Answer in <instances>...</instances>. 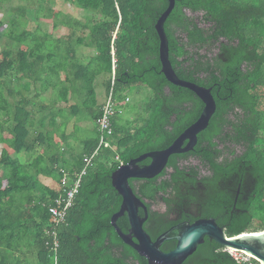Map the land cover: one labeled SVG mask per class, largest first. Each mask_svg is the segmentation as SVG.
<instances>
[{
	"label": "trees",
	"instance_id": "obj_1",
	"mask_svg": "<svg viewBox=\"0 0 264 264\" xmlns=\"http://www.w3.org/2000/svg\"><path fill=\"white\" fill-rule=\"evenodd\" d=\"M6 1L10 0L0 3ZM69 1L83 12V19L53 20V27L57 22L67 27L64 37L40 33L38 25L26 29L31 9L27 4L13 9L11 28L4 32L10 44L0 49V264H52L45 229L47 206L56 187L43 184L39 176L57 181L59 167L80 169L82 156L97 147L95 120L112 73L119 102L131 89L130 94L141 91L142 97L128 112L129 106H117L112 134L106 137L110 146L100 147L65 222L57 228V260L58 264H147L110 225V216L120 204L110 181V173L119 165L115 156L126 163L143 152L168 146L198 117L202 104L192 91L170 84L160 72L154 24L166 0ZM35 3L31 14L35 22L41 14L52 15L44 0ZM186 10L199 12V20L188 17ZM163 27L176 75L211 87L215 111L198 135L207 140L203 150L209 152L205 157L211 175L199 179L198 167L180 165L173 154L166 165L172 170L170 178L161 179L158 187L147 179L137 184L129 179L142 201L161 190L170 208L164 213L149 211L155 224L147 230L151 235L166 230L179 211L177 221L195 215L214 218L226 236L264 230V0H175ZM86 30L94 41L92 47L81 40L79 31ZM54 38L57 42H50ZM98 81L103 100L95 98ZM44 93L51 100H44ZM184 101L191 105L182 106ZM121 112L131 117L123 118ZM69 120L74 133L78 121L93 125L91 142L73 160L66 157L67 149L53 144L55 137L66 138ZM227 142L241 146L242 152L227 153ZM19 152L23 159L14 154ZM116 224L125 231L126 217H119ZM173 245L168 240L161 249ZM182 264L260 263L252 257L235 259L225 247L206 238Z\"/></svg>",
	"mask_w": 264,
	"mask_h": 264
},
{
	"label": "water",
	"instance_id": "obj_2",
	"mask_svg": "<svg viewBox=\"0 0 264 264\" xmlns=\"http://www.w3.org/2000/svg\"><path fill=\"white\" fill-rule=\"evenodd\" d=\"M167 6L155 21L154 29L159 39L158 54L160 72L172 85L192 91L203 104L198 117L180 132L174 140L162 149L143 152L130 158L126 163L119 164L110 173L111 186L120 196V204L110 216V225L119 239L127 246L145 258L147 264H182L204 238L220 244L225 248L240 251L264 264V230L243 232L236 236H226L223 228L212 217L198 218L192 223L181 222L169 227L154 240L144 229L147 219L146 204L133 192L128 180L131 178L150 179L159 174L166 166L168 158L173 154L185 153L193 149L197 134L204 130L215 111V100L211 87L198 85L194 82L179 78L168 59V40L164 32V21L174 6L175 0H166ZM149 159L146 164L139 163ZM143 214H139V209ZM126 216L128 228L126 232L117 226L119 217ZM175 240V246L163 251L160 245L164 241Z\"/></svg>",
	"mask_w": 264,
	"mask_h": 264
},
{
	"label": "rangeland",
	"instance_id": "obj_3",
	"mask_svg": "<svg viewBox=\"0 0 264 264\" xmlns=\"http://www.w3.org/2000/svg\"><path fill=\"white\" fill-rule=\"evenodd\" d=\"M36 0H10V1H6V2H2L0 3V23L2 24V27L0 29V31L2 32V36L0 37V49L3 47H8V44H10V37L4 33L7 32L8 28L10 27V21H9V17L13 12V9L16 8V6H19L21 4H27L29 6V8H31L29 10L28 13V22L26 25V29L28 30H33L36 25H38L40 33H50L52 36L54 37H64L65 34L67 33L68 29L65 25H63L60 22H57L55 24V27H53V20H60L61 18H63L64 16H71L74 17L76 19H83V12H81L76 6L73 5V3L69 0H44V6L49 7L50 11H51V16H47V15H40L37 19V21L35 22L32 18H31V14H32V8L34 9V7L36 6ZM47 10H45L46 12ZM185 14L190 17V18H194L196 21L199 20L200 18V13L199 12H190L189 10L185 11ZM79 34L81 35V40L83 42V45H88L90 47L93 46L94 41L87 35V30L86 31H79ZM50 42H57L56 39L54 38V40L50 39ZM11 45H13V43L11 42ZM81 46L80 48L82 49L83 52L86 51V48H84V46ZM10 47V46H9ZM205 52L204 49L201 50V53ZM212 54L214 53L213 48L211 49ZM61 76H63V74H60ZM101 82L98 81L97 86H96V90H95V98L97 100H103V88L100 86ZM134 91V89L130 90V93H132ZM130 93H126L129 97L128 102L124 103V106H129L128 109L126 110V112H128V110H130L129 108L131 105H137L139 102V99L142 97V92H138L136 93V95H132ZM44 100L49 101L51 100L50 95L48 93H44L43 96ZM105 100V97H104ZM103 100V102H104ZM75 100H71L70 102H74ZM102 102V103H103ZM126 112H121V116L123 118H129L131 117V114H127ZM116 115V114H115ZM72 120H69L67 125H66V129H65V136L66 138H64L63 140H59L57 137L54 138V146H56V148H64L67 149V154L66 157L70 160H73L74 158L77 157V155H79L81 153V150L83 149V147L85 145H87L88 143L91 142V139L93 137V131H92V123H90L89 120L86 121H78V123H76V126L74 127V131L75 133L72 131ZM91 127V128H89ZM6 137H9V135L5 134ZM85 143V144H84ZM227 153H231L233 152L234 155H239L242 152V147L239 145H234L231 144L229 142H227L226 144ZM3 147V144L0 143V150ZM12 152V149H11ZM16 154L20 159L24 158V155L19 152V153H14ZM226 154V153H225ZM226 156H231L230 154H226ZM187 165H194L195 161L192 159H188L186 162H184ZM39 180L45 184L48 185L49 187H56L57 186V181L55 179H51L45 176H40ZM30 212H28L26 215H29ZM226 251L230 252L231 256H233L235 259H238L240 261H245L247 260L250 256L248 254H245L243 252L240 251H235L233 249L230 248H225ZM261 264V262H260Z\"/></svg>",
	"mask_w": 264,
	"mask_h": 264
},
{
	"label": "built area",
	"instance_id": "obj_4",
	"mask_svg": "<svg viewBox=\"0 0 264 264\" xmlns=\"http://www.w3.org/2000/svg\"><path fill=\"white\" fill-rule=\"evenodd\" d=\"M111 59L114 63V52L111 49ZM113 66V64H112ZM114 74L110 80V87L104 102L100 106L99 115L95 120L96 128L99 133L97 147L88 154L82 156V167L78 170H69L64 167L58 168V180L55 188V195L47 206L49 213L48 227L45 229V246L52 260V264H58V231L59 225L65 222L67 211L73 206L74 198L78 193L82 178L86 175L87 169L91 166L93 158L97 155L100 147L110 146V140L107 136L112 134V117L117 112V106L128 102L129 97L126 96L122 101H118L113 91ZM115 160L121 164V160L116 155Z\"/></svg>",
	"mask_w": 264,
	"mask_h": 264
},
{
	"label": "flooded vegetation",
	"instance_id": "obj_5",
	"mask_svg": "<svg viewBox=\"0 0 264 264\" xmlns=\"http://www.w3.org/2000/svg\"><path fill=\"white\" fill-rule=\"evenodd\" d=\"M164 98H169V97H164ZM196 98L200 101V99L196 96ZM201 102V101H200ZM190 102L189 101H184L183 102V105L182 106H190L191 104H189ZM201 104H202V102H201ZM202 107H203V104H202ZM200 133V132H199ZM199 133L197 134V139H196V143H195V145L193 146V149L192 150H190V151H188V152H185V153H180V154H175L176 155V160L177 161H179V164L181 165V164H183L185 161H181L180 159H182L184 156H187V157H189V159H192V160H194L195 161V164H194V166H196V167H198V178L199 179H201V178H204V177H207V176H209V175H211V171L209 170V168L207 167V164H206V155H208V151L207 150H203V148L204 147H208V144H207V140H205V139H203V138H200V136H198L199 135ZM212 140H216V138H213ZM220 147L222 148L223 147V145L221 144L220 145ZM206 149V148H205ZM226 152H224V154L223 155H226L225 154ZM145 160H147V161H142V162H140L139 164L140 165H142V164H146V163H148L149 162V159H145ZM221 160V158L219 159V161ZM168 162V161H167ZM166 165H167V163H166ZM166 167V166H165ZM171 169L169 168V167H166V168H164L159 174H157L156 176H154V177H152V178H150V179H147V180H150V182H151V186L152 187H158V185L161 183V179H163V178H165V177H169L170 178V173H171ZM141 180L142 179H140V178H131V182H132V184H137V183H140L141 182ZM129 181V180H128ZM158 189V188H157ZM202 189H203V187H200V189H199V191L202 193ZM156 193L157 194H159V195H155V191H154V196L149 200V201H143L145 204L146 203H149L148 205V207H147V212H148V216H147V219L145 220V222L143 223V227H144V229L149 233V235H150V237L154 240L159 234H161L162 232H164V231H162V232H160V233H157V234H150V232H149V229L147 230V228H149L151 225H154L155 223V221H152V219L151 218H149V211H156V212H158V213H164L165 211H169L170 210V208H169V206L162 200V195L163 194H161V190H157L156 191ZM200 193V194H201ZM237 195H238V192L236 193V196L235 197H237ZM165 196V195H164ZM120 200H121V198H120ZM235 204H236V200L234 201V205H233V207L235 206ZM146 206H147V204H146ZM116 211V210H115ZM173 210H171V212H172ZM173 212H175V211H173ZM184 212H186V210H184ZM180 213H181V211H179V213L176 215V216H174L173 218H172V221H174V223L171 225V226H173V225H175V224H178V223H181V222H185V221H188L189 223H192L193 221H195L196 219H198V218H205V217H200V216H197V215H195L194 216V218L192 219V220H190V218H186V219H184V220H179V221H177L178 220V218L181 216L180 215ZM139 214L140 215H142L143 214V210L140 208L139 209ZM125 216V215H124ZM126 217V216H125ZM208 218V217H207ZM145 225V226H144ZM171 226H169V227H171ZM168 227V228H169ZM127 228H128V226H127ZM127 228H126V230H127ZM167 228V229H168ZM166 229V230H167ZM126 230L124 231V232H126ZM154 235V236H153ZM207 237H205L204 238V240L206 239ZM172 241H174V245L170 248V249H172L174 246H175V244H176V241L175 240H173V239H171ZM165 242V241H164ZM163 242V243H164ZM162 243V244H163ZM161 244V245H162ZM161 245H160V249H161ZM169 249V250H170ZM162 250V249H161ZM163 251H168V250H163Z\"/></svg>",
	"mask_w": 264,
	"mask_h": 264
},
{
	"label": "crops",
	"instance_id": "obj_6",
	"mask_svg": "<svg viewBox=\"0 0 264 264\" xmlns=\"http://www.w3.org/2000/svg\"><path fill=\"white\" fill-rule=\"evenodd\" d=\"M40 176H41V175H40ZM40 176H39V177H40Z\"/></svg>",
	"mask_w": 264,
	"mask_h": 264
}]
</instances>
